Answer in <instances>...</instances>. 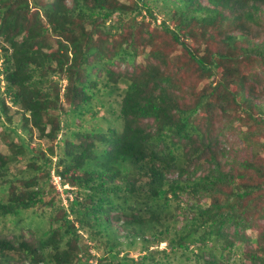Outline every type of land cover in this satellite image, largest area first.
I'll use <instances>...</instances> for the list:
<instances>
[{"label":"trees","instance_id":"trees-1","mask_svg":"<svg viewBox=\"0 0 264 264\" xmlns=\"http://www.w3.org/2000/svg\"><path fill=\"white\" fill-rule=\"evenodd\" d=\"M0 140V264H264V0H0Z\"/></svg>","mask_w":264,"mask_h":264},{"label":"rangeland","instance_id":"rangeland-1","mask_svg":"<svg viewBox=\"0 0 264 264\" xmlns=\"http://www.w3.org/2000/svg\"><path fill=\"white\" fill-rule=\"evenodd\" d=\"M159 19H160V17L158 16V21H159ZM151 26H154V25H151ZM181 60H182V62L181 63H183V61H184V59L183 58H180ZM140 60V59H139ZM120 66H121V69L122 68H124V65H119V66H117V65H115V68L114 69H116V70H119V68H120ZM186 77H188V75L186 74L185 75ZM56 78V77H55ZM65 84H66V80H63L62 81V83H61V91H60V93H62L63 91H64V86H65ZM4 89V86H3V83H1V90H3ZM6 100L8 101V103H9V105H10V99H9V97H6ZM62 105H63V108H66L68 105H67V102L62 98ZM56 114H58V117L62 120V117H63V114L62 113H58V112H55ZM9 114H10V116H11V118H12V122L13 123H17V122H19V120H20V114L19 113H17V110H16V108L15 107H11L10 108V111H9ZM99 114H101V113H99ZM89 116H90V113H87L84 117L86 118V119H89ZM86 126H88V124H85ZM243 129L245 128V127H242ZM20 130V129H19ZM36 131L34 130V133H35ZM235 132L233 131V130H231V132L228 134V137H229V139H233V140H235V138H236V136H235V134H234ZM58 138H60V135H58L57 136ZM33 139H32V143L33 144H41L42 145V148H45L46 146H49L50 144H48L47 143V141L45 140V139H42V138H37V136L36 135H34L33 137H32ZM0 149L2 150V151H6V147H5V145L1 142V140H0ZM54 183H55V185H56V187L60 190V193L59 194H61L62 195V199H63V201L65 202V200H64V198H65V194L63 193V188H66L68 185H64V186H60L59 185V183L57 184V182L54 180ZM59 192V191H58ZM63 193V194H62ZM24 232L27 234L28 232H27V230L26 229H24ZM29 238L28 239H31L32 238V236H28Z\"/></svg>","mask_w":264,"mask_h":264},{"label":"built area","instance_id":"built-area-1","mask_svg":"<svg viewBox=\"0 0 264 264\" xmlns=\"http://www.w3.org/2000/svg\"><path fill=\"white\" fill-rule=\"evenodd\" d=\"M54 180L57 182V184L59 183V177L58 176L54 177Z\"/></svg>","mask_w":264,"mask_h":264}]
</instances>
